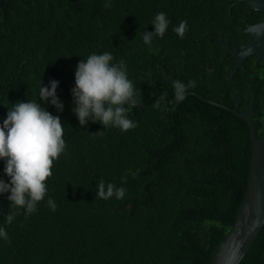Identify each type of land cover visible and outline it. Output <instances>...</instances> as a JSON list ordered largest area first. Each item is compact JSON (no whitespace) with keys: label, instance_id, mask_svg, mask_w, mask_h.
I'll list each match as a JSON object with an SVG mask.
<instances>
[{"label":"trees","instance_id":"1","mask_svg":"<svg viewBox=\"0 0 264 264\" xmlns=\"http://www.w3.org/2000/svg\"><path fill=\"white\" fill-rule=\"evenodd\" d=\"M6 2L0 7V125L12 104L40 102L60 116L66 148L54 160L47 193L33 214L10 209V192L0 193V227L11 241L0 238V264H210L245 195L252 145L245 120L190 93L233 105L231 87L214 85L204 93L197 87L208 84L196 79L197 72L172 59L186 37L173 31L182 21L180 0ZM160 12L170 23L149 46L142 33L154 31L151 21ZM104 52L113 63L125 62L145 100L129 108L137 126L126 132L92 120L81 126L73 112L77 64ZM245 66L233 77L240 109L252 90ZM177 79L196 83L179 103L172 88ZM52 80L59 82L62 112L39 99L40 86L50 88ZM165 91L161 107H154ZM263 91L264 81H257L256 110ZM227 94L228 102L222 99ZM263 115L253 119L258 136ZM5 163L0 159V179L7 183ZM101 179L124 187V198H96ZM49 197L55 211L47 206ZM10 211L16 214L8 224ZM240 264H264V225Z\"/></svg>","mask_w":264,"mask_h":264},{"label":"clouds","instance_id":"2","mask_svg":"<svg viewBox=\"0 0 264 264\" xmlns=\"http://www.w3.org/2000/svg\"><path fill=\"white\" fill-rule=\"evenodd\" d=\"M104 7L111 8L112 4L105 3ZM169 23L165 13H157L151 21L154 31L143 32V42L150 46L154 38H162ZM186 30V20L173 27V31L181 39ZM252 30L259 33L261 26ZM149 51L155 49L149 47ZM113 60L110 52L92 53L77 64L75 87L71 91L74 100L73 112L81 126L86 125L89 120L99 121L105 128L118 127L125 132L137 126L128 113L129 108L140 105L141 97L128 78L125 62L120 60L113 63ZM58 83L52 80L50 88L40 86L39 99L51 103L62 112L63 104L56 94ZM195 87L193 80H188L187 83L174 80L172 88L175 101L182 102L188 90ZM166 96L165 91L155 99L153 106L160 108ZM164 110H167V105H164ZM63 135L60 116L52 115L40 102L18 101L8 108L7 116L0 125V159L6 162L4 172L10 182L0 179V193L10 192V209H24L26 216L37 210V204L44 200L47 193L46 181L52 175L53 162L65 152ZM126 179L122 177V183H126ZM126 191L124 187H117L113 183L105 184L101 179L97 184L96 198L108 200L115 196L119 200L124 198ZM47 206L52 211L57 208L51 197L47 200ZM15 214L10 211L6 215L8 224L12 223ZM0 238L11 243L3 227H0Z\"/></svg>","mask_w":264,"mask_h":264},{"label":"flooded vegetation","instance_id":"3","mask_svg":"<svg viewBox=\"0 0 264 264\" xmlns=\"http://www.w3.org/2000/svg\"><path fill=\"white\" fill-rule=\"evenodd\" d=\"M179 8L181 20L187 21V30L186 37L176 43L172 59L188 64L197 72L196 79L211 81L216 77V84L206 82L211 86L197 87L204 93H211L214 85H229L233 105L228 104V94L222 98L228 102L225 103L197 91L190 93L239 112L250 111L254 125L253 119L264 112V91L257 104L261 111L254 106L256 82L264 81V0H180ZM256 26H261L259 33L252 30ZM246 62L252 90L247 93L240 109L242 97L233 77L239 68L246 69ZM230 80L232 86L228 83ZM259 119L264 124V115Z\"/></svg>","mask_w":264,"mask_h":264},{"label":"water","instance_id":"4","mask_svg":"<svg viewBox=\"0 0 264 264\" xmlns=\"http://www.w3.org/2000/svg\"><path fill=\"white\" fill-rule=\"evenodd\" d=\"M4 4H7L6 0H0V7ZM143 79L145 77L140 76L138 81ZM198 98L222 107L248 124L252 150L246 192L237 208L233 225L214 247L210 260V264H240L264 225V133L257 136L250 111L239 112L202 95Z\"/></svg>","mask_w":264,"mask_h":264},{"label":"rangeland","instance_id":"5","mask_svg":"<svg viewBox=\"0 0 264 264\" xmlns=\"http://www.w3.org/2000/svg\"><path fill=\"white\" fill-rule=\"evenodd\" d=\"M203 80H204L205 82H210L211 84H212V83L216 84V82H217V81H216V80H217L216 77H215V79H213V80H211V81H206L205 79H203Z\"/></svg>","mask_w":264,"mask_h":264}]
</instances>
